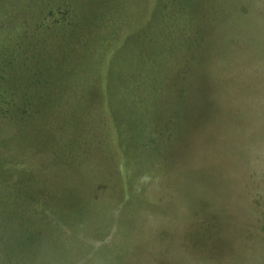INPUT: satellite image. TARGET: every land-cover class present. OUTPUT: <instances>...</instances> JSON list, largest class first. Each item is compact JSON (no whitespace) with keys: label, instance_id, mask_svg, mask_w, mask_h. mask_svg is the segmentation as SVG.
I'll return each mask as SVG.
<instances>
[{"label":"rangeland","instance_id":"1","mask_svg":"<svg viewBox=\"0 0 264 264\" xmlns=\"http://www.w3.org/2000/svg\"><path fill=\"white\" fill-rule=\"evenodd\" d=\"M1 84L0 182L13 132L56 157L0 264H264V0H0Z\"/></svg>","mask_w":264,"mask_h":264},{"label":"trees","instance_id":"2","mask_svg":"<svg viewBox=\"0 0 264 264\" xmlns=\"http://www.w3.org/2000/svg\"><path fill=\"white\" fill-rule=\"evenodd\" d=\"M117 53L120 55V56L118 55L120 59L121 57L124 59L123 55L125 52L123 54H121L120 52H117ZM22 58L23 59L17 56L14 58L16 59L15 64H17V69L14 68V66H12L13 76L14 74H16L18 78H21V77L23 78V76L27 77L28 78V81H27L28 83H26L27 84L26 86L28 87L27 91L31 87L35 89L36 87L35 85L39 82L38 80L39 74H41L43 70L34 69V68H38L37 66H34L32 71H30V68H29L30 72L23 75L22 72L25 70L23 63L26 62L25 59L27 58H24V57ZM123 71L124 69L116 72L115 75H116V78L118 79L117 82L115 83L116 85H118L117 83L119 82H120L119 84H121L124 78L126 77ZM110 72L111 71L106 70L104 73L103 79H104V83L107 85L109 83L108 78H110L112 75V72L111 73ZM30 76H31V79H30ZM52 82H54V78L52 79ZM11 85L12 84H1L0 85V94L1 92L2 93L5 92L6 94H9L8 96L9 98L7 101L8 107H6L5 110L0 109V118L7 117L8 122L12 119L13 124L18 125L20 118L24 114L25 110L21 112L20 107L17 106L18 104L17 98L15 97L17 93L14 94L15 91L14 92L13 90L10 91L11 88L14 87V85L13 86ZM39 85H44V83L41 82ZM106 89H108V87ZM108 95L113 96V91L111 88H109ZM44 102L45 101H43V103ZM11 115L13 117H11ZM42 124L43 122H39V126H41ZM37 125H38V122H37ZM38 130H43L44 135H42L43 137L41 139L40 138L38 139L37 134H35L34 136L36 138V141L35 140L29 141L28 140L29 134H26L25 132H22L19 136L18 134L16 135V133L13 132L12 134H10L9 137H7V140L9 141L15 139L17 141L16 144L19 147H25L26 151L24 155L22 154L20 160L19 161L17 160L18 165L20 164L17 171L14 172L12 176H9L10 179L3 178L4 180L0 182V184H2L3 181L11 180L10 181L11 184H8L11 187L6 185V190H5L9 195L6 197L0 195V197L2 198V199L0 198L1 200V204H0V260H15L18 257H23V254H27L21 251L22 248H27L28 250H30L31 241H30V237L28 236L29 234L28 232H25V231L23 232L21 229L18 230L22 222L21 221L16 222L15 217H18V216L15 213L14 206H18L19 207L17 208L18 211L21 214H24L22 211L24 210V208H21V204H23L24 206V203L22 202L23 200L22 196L28 194L29 188L31 186L34 188H37L39 185L38 183H33V178H32L33 173H35V170L37 169L38 166L39 167L41 166L42 159L45 158V160L49 162V161H52L56 157V152L55 150L51 149V147L49 148V152H48L50 155V158L47 157L46 152H45V149L47 150V148L45 147H49L52 145L51 138H50L51 135L49 134V127L44 126L42 128H39ZM57 139L58 138H52V141H57ZM1 142L2 140H0V143ZM44 154L45 156H43ZM10 164H11L10 162L6 161V165L4 164V168H3L4 170L3 174H5V170H9V168L11 167ZM4 187H5V182H4ZM34 188H32V190H34ZM4 199H8V200H4ZM24 201H26V199H24Z\"/></svg>","mask_w":264,"mask_h":264}]
</instances>
